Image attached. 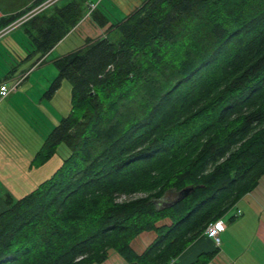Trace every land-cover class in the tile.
Wrapping results in <instances>:
<instances>
[{
  "label": "trees",
  "instance_id": "trees-1",
  "mask_svg": "<svg viewBox=\"0 0 264 264\" xmlns=\"http://www.w3.org/2000/svg\"><path fill=\"white\" fill-rule=\"evenodd\" d=\"M46 1L0 18V31ZM61 1L12 30L27 59L44 60L83 20L87 0ZM54 65L44 97L69 82L71 111L32 166L61 145L69 154L34 191L6 197L0 264H104L111 250L125 264H178L264 175V0H141Z\"/></svg>",
  "mask_w": 264,
  "mask_h": 264
},
{
  "label": "crops",
  "instance_id": "crops-1",
  "mask_svg": "<svg viewBox=\"0 0 264 264\" xmlns=\"http://www.w3.org/2000/svg\"><path fill=\"white\" fill-rule=\"evenodd\" d=\"M36 1L0 0V18L29 10ZM91 4L97 5L95 9L99 16L97 20L92 16L87 17ZM140 6L141 0H87V11L83 20L72 34L50 52L42 62L38 61L29 71H22V74H28L22 85L26 80H30L33 72L53 56L59 48L76 36L78 31L82 35H79L80 39L76 48L70 46L66 53L52 60L53 64L58 58L83 48L86 39H98L105 36L112 25L123 20ZM104 22L105 24L100 25ZM0 43L6 46V52L11 53L10 45L20 51V54H17L19 60L27 59L13 39L12 30L1 35ZM4 52L2 50L0 53V85L21 77L15 74L19 69L18 66L13 67L8 61L11 54L8 55V59ZM22 90L27 92L26 85ZM33 90L30 89V93ZM18 93H12L8 98L0 101V214L7 208V196L18 200L34 191L41 183L55 174L68 155L65 153L59 155L57 151L46 164L40 167L32 166L36 153L48 135L47 133L42 138L39 136L37 138L34 131L35 123L38 122L41 125L45 120L49 121L52 125L51 132L62 118L70 114L71 85L70 87L65 85L64 81L62 87L51 99H46L44 93L35 89L31 97L27 98L26 102H22L20 100L22 94ZM28 107L30 109L27 111ZM222 221L226 224V229L220 234L219 247L208 235H204L182 254L178 264H189L195 261L201 253L212 252L216 248L219 249V253L209 264H264V175L253 191L243 196L236 206L222 218Z\"/></svg>",
  "mask_w": 264,
  "mask_h": 264
},
{
  "label": "rangeland",
  "instance_id": "rangeland-1",
  "mask_svg": "<svg viewBox=\"0 0 264 264\" xmlns=\"http://www.w3.org/2000/svg\"><path fill=\"white\" fill-rule=\"evenodd\" d=\"M68 0H63L61 2L58 3L59 6L67 3ZM34 10V9H33ZM32 10V11H33ZM32 11L28 12V14H30ZM27 17V16H24ZM22 17V18H24ZM15 24V23H14ZM13 25V24H12ZM10 25L7 28H4L0 31V37L1 34H3L2 32H7L10 30V27L12 26ZM82 35V33H80L78 31V33L76 34V36L72 37L71 40H69L67 42V44H65L64 46H62L61 48H59L58 51L55 52V54L53 56H51L48 60H46V62L44 64H42L39 68H37V70H35L33 73V75L31 76L30 80H26V82L18 88V90L15 93H18L19 95L22 94V96H20V100L22 102H26L27 98L31 97V94L35 92V89H39L41 91V93L43 94L45 91L48 90L51 82L55 79V77L57 76V69L55 67V65L52 63V60L58 56H60V54H64L67 52V49L71 47L76 48L77 43L80 39L79 35ZM13 37V35H12ZM14 39V38H13ZM19 45V44H18ZM11 46V53L8 51L6 52V46L2 43H0V53L1 51H5L4 55L6 54L7 58L9 59V56L11 54V58L8 60L9 62H11V66L13 67H17L18 66V71L15 73L17 75L22 76V71L23 70H27L29 71L39 60V57L37 55H33L31 56L29 59L26 60H19L17 57V54H20V51L14 49ZM19 47L22 49L23 53H25L26 57H27V53L25 52L26 50L23 49L20 45ZM25 50V51H24ZM21 51V53H22ZM43 60H41L42 62ZM12 67V68H13ZM34 69V68H33ZM33 70H31L32 72ZM16 80V79H15ZM15 80L13 81H9L7 82V84L9 86H12L15 82ZM51 80V81H50ZM26 85V91L22 90V88ZM65 85L70 87V83L65 81ZM30 89H34L32 93H30ZM22 90V91H21ZM21 93V94H20ZM41 94V95H42ZM30 108H27V111ZM36 128L34 129L35 133L37 134V138L39 136V138H42L43 136L47 135V133L50 132L51 130V124L49 121L45 120L44 124H39L38 122L35 123ZM59 155H63V153L65 154H69L68 148L65 145H61L59 147ZM177 198V196L175 195V193H170L165 200L162 201L161 205H172L173 201ZM165 223H169V221H164L160 224H165ZM155 233L150 232V233H144L141 236H139L138 238H136L133 242H132V247L134 248V250L137 253H142L148 246L149 244H151L155 238ZM104 264H125L124 259L119 256L114 250L110 251V256H109V260L107 262H105Z\"/></svg>",
  "mask_w": 264,
  "mask_h": 264
},
{
  "label": "built area",
  "instance_id": "built-area-1",
  "mask_svg": "<svg viewBox=\"0 0 264 264\" xmlns=\"http://www.w3.org/2000/svg\"><path fill=\"white\" fill-rule=\"evenodd\" d=\"M58 1L59 0H47L43 4L36 7L30 14H27L26 15L27 17H24V18L20 19L19 21H17L15 24H13L10 27V30H13V29L19 27L22 23L27 21L29 18L37 15L38 13H40L43 10L47 9L48 7L54 5ZM96 7H97L96 4L89 5V15L96 9ZM2 33L4 34V32H2ZM27 77H28V74H23L20 78L15 80V82L12 86H9L7 84V82L2 83L0 85V101L8 98L12 93H15ZM225 229H226V224L221 219V220H218L214 223H211L208 226V228L206 230V235H208V237L213 240L215 245L217 247H219L220 246V234Z\"/></svg>",
  "mask_w": 264,
  "mask_h": 264
},
{
  "label": "water",
  "instance_id": "water-1",
  "mask_svg": "<svg viewBox=\"0 0 264 264\" xmlns=\"http://www.w3.org/2000/svg\"><path fill=\"white\" fill-rule=\"evenodd\" d=\"M191 192V189H185L184 191H182L180 193L181 197L176 201V202H180V200L184 199L185 197H187L189 195V193Z\"/></svg>",
  "mask_w": 264,
  "mask_h": 264
}]
</instances>
